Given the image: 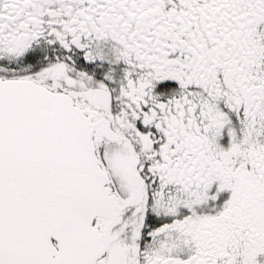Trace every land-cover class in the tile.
Here are the masks:
<instances>
[{"label": "snow or ice", "instance_id": "1", "mask_svg": "<svg viewBox=\"0 0 264 264\" xmlns=\"http://www.w3.org/2000/svg\"><path fill=\"white\" fill-rule=\"evenodd\" d=\"M0 264H264V0H0Z\"/></svg>", "mask_w": 264, "mask_h": 264}]
</instances>
